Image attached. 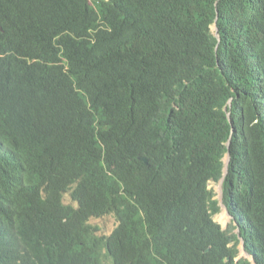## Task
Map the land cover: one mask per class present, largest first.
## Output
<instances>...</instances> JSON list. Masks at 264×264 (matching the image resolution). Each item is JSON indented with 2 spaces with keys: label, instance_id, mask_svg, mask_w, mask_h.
Returning <instances> with one entry per match:
<instances>
[{
  "label": "trees",
  "instance_id": "1",
  "mask_svg": "<svg viewBox=\"0 0 264 264\" xmlns=\"http://www.w3.org/2000/svg\"><path fill=\"white\" fill-rule=\"evenodd\" d=\"M0 264H264V0H0Z\"/></svg>",
  "mask_w": 264,
  "mask_h": 264
},
{
  "label": "rangeland",
  "instance_id": "2",
  "mask_svg": "<svg viewBox=\"0 0 264 264\" xmlns=\"http://www.w3.org/2000/svg\"><path fill=\"white\" fill-rule=\"evenodd\" d=\"M210 186L213 187L215 190H217L220 188V183L211 182ZM219 198H220V211L215 214L214 218L222 225L223 228H227L228 224L230 223L231 216L228 212V209L224 203L223 198L222 197ZM90 223H92L93 225H97L100 228V233L109 234L116 227L117 220L114 215L110 214L102 217L91 218ZM238 250H239L238 258L245 257L251 259V256L246 252L244 248L242 240H240L238 244Z\"/></svg>",
  "mask_w": 264,
  "mask_h": 264
},
{
  "label": "water",
  "instance_id": "3",
  "mask_svg": "<svg viewBox=\"0 0 264 264\" xmlns=\"http://www.w3.org/2000/svg\"><path fill=\"white\" fill-rule=\"evenodd\" d=\"M215 29H216V31H217V27L215 26ZM142 158V157H141ZM228 159H229V155L227 156V158H226V164H227V162H228ZM145 161H147L146 159H144ZM225 170H226V167H225ZM222 180H223V178H221L220 179V181H219V183H220V188L219 189H217L216 191L218 192V195L219 196H221V193H222V189H221V185H222ZM218 196V197H219ZM240 236V235H239ZM241 238H243L242 236H240Z\"/></svg>",
  "mask_w": 264,
  "mask_h": 264
}]
</instances>
